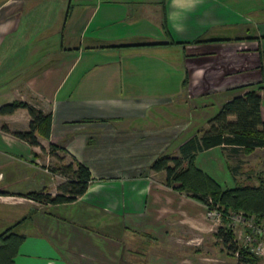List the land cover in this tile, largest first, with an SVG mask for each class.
Here are the masks:
<instances>
[{
  "label": "crops",
  "instance_id": "0c3cea01",
  "mask_svg": "<svg viewBox=\"0 0 264 264\" xmlns=\"http://www.w3.org/2000/svg\"><path fill=\"white\" fill-rule=\"evenodd\" d=\"M261 80L264 121V0H0V105L23 100L50 114L39 145L0 129V234L24 236L12 264H241L221 248L205 204L154 177L164 171L140 175L138 161L160 156L170 125L192 117L190 101L219 108ZM29 121L24 108L0 116L11 131ZM188 129L170 156L198 131ZM241 149L202 150L216 151L213 171L198 167L233 187L228 155ZM263 152L242 169L264 170ZM53 153L90 170L74 201L24 195L57 193Z\"/></svg>",
  "mask_w": 264,
  "mask_h": 264
},
{
  "label": "trees",
  "instance_id": "16d2710c",
  "mask_svg": "<svg viewBox=\"0 0 264 264\" xmlns=\"http://www.w3.org/2000/svg\"><path fill=\"white\" fill-rule=\"evenodd\" d=\"M262 83L261 80L251 84L244 93L224 101L210 117L208 127L200 136L193 135L179 146V156L160 155L150 166L153 171H164V183L167 186L187 193L220 213L222 224L218 226L215 235L241 264H257L263 257L251 251L250 246L237 243L228 216L232 212L243 211L254 215L257 222L264 220V170L257 176V184L238 181L233 187H222L195 164V159L198 152L219 145L241 146L245 153L252 152L256 147H264V121L260 116ZM19 108L27 110L30 116L29 128L25 131H11L2 123L0 129L30 145H39L37 135H49L50 114H44L41 109L26 101L12 100L0 105V116L12 114ZM230 116H234V119H230ZM49 147L50 151L62 149V146L53 143ZM50 170L66 179L57 185V193L52 195L45 190L32 191L25 193L26 197L51 204L71 202L84 193L92 180L87 165L75 159L66 165L51 167ZM11 231L12 228H9L0 234V264H12L24 239L23 235Z\"/></svg>",
  "mask_w": 264,
  "mask_h": 264
},
{
  "label": "rangeland",
  "instance_id": "374dc122",
  "mask_svg": "<svg viewBox=\"0 0 264 264\" xmlns=\"http://www.w3.org/2000/svg\"><path fill=\"white\" fill-rule=\"evenodd\" d=\"M191 98L194 99L196 97L192 96ZM206 98H208V96ZM199 99L201 100V98H199ZM190 103L197 106V107L191 108L190 114H192V117L188 116V117L183 119L184 121L179 120V122H175V123L170 125L171 126L170 127V135L165 137V141H169L167 143V147L164 150H161L160 152L154 151L153 153H155V155H156V152H157V154H160V155H164V154L170 155V154L177 153L176 151H173L174 146L176 143H179L180 141H182L184 139L185 136L183 134L185 133V130H189L188 128H191V129L195 128L196 130L198 129V131L196 133V135H198L200 132H202L204 130V121H206V123H207L210 119L209 117H211L218 110L217 105L214 106L212 109H209V108L204 109L201 105H199L200 103L198 104V102L195 100L190 101ZM211 104H214V100L212 101V103L208 104L207 106L210 107ZM207 116H209V117H207ZM185 122H186V125H184ZM206 126H208V124ZM41 150L44 153L45 150H43V149H41ZM51 150H52V152L55 151L54 149H51ZM57 150L61 154L64 153V151L59 149V148H57ZM11 153H12V151H11ZM13 153H15L17 155L16 158H18V160L21 161L20 164H22L23 166H28V162H26L25 160H26L28 153L32 154L28 149H22L20 147V148H17ZM215 153H216V151L212 150L206 154H201V155L197 154L196 159H195V164L199 167L200 166L203 167L205 169V171H213V158L215 157ZM147 154H150V152H148ZM147 154H146V152H140V154L138 156H146ZM53 155H54L53 158L55 159V162H53L52 164H57V165L62 166V165H64V163L68 164V163L72 162L71 157H66V160H63L61 162V160L63 158H61L60 156H58L54 153H53ZM257 155H259V156L261 155L260 157H264V152L258 153ZM228 156H229V160H230L229 161L230 165H231V167L235 168L234 171L237 172V174H235V175L238 176L239 181L244 182V183H248V184H257L258 183L257 176L259 174L263 173V170H261L260 168L255 169L253 167L250 168V170H243L242 169V168H246V169L248 168L246 163L249 162L247 160H249L251 158V152L245 153L243 151V149H241L239 151L235 150V151H231L230 155H228ZM0 159H1V157H0ZM202 160H204V163H202ZM147 162H148V164H147ZM138 163L140 165L144 166V167H141L138 171L140 175L144 174V173L155 174L150 170V160L144 161L143 159H139ZM243 164H244V167H241ZM48 166L53 167V165H51V164H49ZM25 169L29 170L28 168H25ZM248 175H251V176H248ZM160 176H163V178H161V179L164 180V177H165L164 172L154 175L155 178L160 177ZM43 177L45 178L44 175H43ZM65 180H66L65 178H59L58 179L59 183H61L63 181L65 182ZM230 180H231L230 177H226V178L223 177L222 178L223 183H225V181H226V183H231ZM16 181L19 182L20 180H16ZM228 181H230V182H228ZM216 222H217V226H216L215 230H217L218 226L220 224H222L221 221L217 220ZM229 226H230V228H232V231L234 232V234L236 233L235 237H236L237 243L240 245L244 244L245 243V236H244L243 227L240 225H235V226L229 225ZM219 240H218V242L220 243L221 241H219ZM221 248H223L225 250V252L227 251L226 247L223 244H221ZM262 261H264L263 258H262L261 262ZM262 264H264V262H262Z\"/></svg>",
  "mask_w": 264,
  "mask_h": 264
},
{
  "label": "built area",
  "instance_id": "2783aa9c",
  "mask_svg": "<svg viewBox=\"0 0 264 264\" xmlns=\"http://www.w3.org/2000/svg\"><path fill=\"white\" fill-rule=\"evenodd\" d=\"M206 215L209 219L221 221V215L215 208L206 206ZM229 225H240L244 229L245 243L251 251L264 258V220L257 222L254 215L243 211L232 212L229 216ZM222 222V221H221ZM249 230V232H246ZM257 240V242H253Z\"/></svg>",
  "mask_w": 264,
  "mask_h": 264
}]
</instances>
